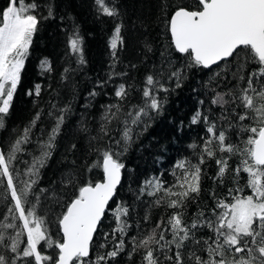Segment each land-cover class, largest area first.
Listing matches in <instances>:
<instances>
[{"label": "snow or ice", "instance_id": "1", "mask_svg": "<svg viewBox=\"0 0 264 264\" xmlns=\"http://www.w3.org/2000/svg\"><path fill=\"white\" fill-rule=\"evenodd\" d=\"M95 3L100 14L108 17L119 15L115 6L109 7L106 0H95ZM41 7L36 0H8L6 7L0 9V128L4 127V119L21 82V72L33 37L41 21L54 15L51 4L45 6L47 16L39 12ZM166 22L170 46L176 53L186 54L189 64L210 69L230 58L240 59L241 50L246 53L233 77L237 80L236 86L230 88L228 93L216 92L212 99L214 105L221 107L235 105L230 110L235 123L224 116L221 119H226L229 128L239 129L238 135L247 134V139L243 141L245 147L241 150L236 145L226 143L228 129L219 127L209 115L198 109L191 123L203 122L206 127L205 136L201 137L202 143L199 146L196 143L189 145L196 162L193 163L188 157L177 159L169 173L172 176L171 182L163 179L164 172L154 174L142 182L136 197L137 200L148 197L157 206L165 204L174 210L172 215L166 222L162 217L154 228L145 230L140 220L135 225L129 222V206L118 202L112 209L115 225L112 233H104L103 242L99 245L104 249L111 244V250L102 252L91 261L87 258L90 257L94 235L99 231L109 203L121 183L125 165L118 157L132 142L135 129L144 125L145 120L151 119L154 113L160 112V93H166L169 89L162 79L149 74L143 88L136 89L140 103L134 104L131 102L134 90L132 85L113 84V96L117 102L102 106L98 135L89 137L90 143L104 142L103 147L92 149L97 156L95 167L102 169V178L81 183L76 174L69 171L62 184L73 191L63 204H60L57 194L50 193V190L40 189L37 193L33 189L40 170L51 156L66 114L71 111L70 104L60 107L49 101L47 116L54 121L50 130L41 128L33 141L34 129L44 111L41 109L6 149L0 147V184L6 181L4 199L7 202L10 196L12 202L7 205V212L12 221L18 219L22 222L20 225L13 222L6 225V229L13 230L14 235L0 232V264H109L128 245L131 246L129 258L143 250L142 264H264V103L257 107L254 99L256 97L264 101V0H195L194 7L177 4L168 14ZM121 29L122 24L114 28L110 41L112 62L109 65L108 80L98 82V87L104 88L115 79L127 76L126 72L115 71L120 63L117 47ZM82 45L83 38L73 29L68 38V46L70 54L76 57L77 67H66L61 73V80H68L71 74L86 63ZM148 51H151L150 47ZM248 63L258 67L248 73L245 79L240 71ZM42 66L44 71H51L50 64L42 62ZM181 72L179 69L172 71L167 79H175L179 86ZM163 74L161 69L158 76ZM27 94L39 98L41 85L36 84ZM96 95L98 93L95 90L89 93L90 98ZM225 96L229 99H225ZM200 103L203 104V101ZM238 108L242 111L237 112ZM249 120H255V126L244 123ZM81 131L88 132V129L82 128ZM116 134L119 139H115ZM33 143L38 155L25 151ZM121 143L124 148L117 150ZM75 148L73 144L70 150ZM237 151L241 152L243 159L236 167L235 174L239 177L241 172L247 173L246 187L251 189V194L241 195L244 191L241 187L229 188L227 198H217L214 192L210 193L215 201L210 215L205 216L203 211H199V222L194 221L191 227L185 225L182 219L185 202L191 194L198 195L201 190L204 175L202 166L208 159L216 158L218 152L231 156ZM19 154L30 155L31 162L19 160ZM215 162L218 172L213 178L214 182L222 178L228 169L227 156H221ZM30 195L35 197L34 204L29 199ZM42 196L55 199L63 209L56 218L61 238L55 242L49 238L50 221L46 219V214L39 215L42 211ZM4 219H8V216ZM142 220L150 222L147 213ZM134 226L136 233L129 235ZM197 227L207 228L212 235L204 240H196L192 230ZM24 234L26 246L21 247L20 237ZM188 241L197 250L185 254ZM42 242L57 250V254H43Z\"/></svg>", "mask_w": 264, "mask_h": 264}, {"label": "trees", "instance_id": "2", "mask_svg": "<svg viewBox=\"0 0 264 264\" xmlns=\"http://www.w3.org/2000/svg\"><path fill=\"white\" fill-rule=\"evenodd\" d=\"M36 2L42 5L39 12L44 16H47L45 6L51 4L54 15L41 21L33 37L29 55L21 72V82L14 94L10 111L4 119V127L0 128V147L6 149V146L15 140L41 109L44 111L34 129L33 141L39 135L41 128L50 130L54 121L49 120L47 116L49 101L57 103L60 107L70 104L71 111L66 114L51 156L40 170L37 184L33 186L35 192L48 189L50 193L57 194L60 204H63L73 191L72 188H65L62 184L69 171L75 173L77 180L81 183L102 178V169L95 167L97 156L92 149L97 146L103 147L104 142L90 143L89 137L98 135L102 106L117 102L113 96V84L132 85L134 90L131 93V102L134 104L140 103V95L136 89L143 88L144 80L149 74L162 79L169 89L166 93H160L162 102L160 112L154 113L151 119L145 120L144 125L135 129L136 134L132 142L127 145L126 151H121L118 157L125 165L122 169L123 179L117 188L116 195L109 203L99 231L95 234L90 257L87 258L94 261L97 255L111 250V244L104 249H101L99 245L103 242L104 233H112L115 226L112 209L118 202H124L129 206V222L135 225V222L140 220L145 230L154 228L162 217L166 222L172 215L174 210L167 208L165 204L157 206L152 204V199L148 197H141L140 200L136 197L142 182L154 174L164 172L163 179L171 182L172 176L169 173L177 159L188 157L193 163L196 162L189 145L196 143L199 146L202 143L201 137L205 136L204 128L206 127L203 122L191 123V118L198 109L209 115L219 127L228 129L226 143L236 145L241 150L245 147L243 141L247 139V134L238 135L239 129L229 128L226 119H221L224 116L235 123V117L230 111L235 105L227 104L221 107L214 105L212 99L216 92L228 93L230 88L236 86L237 80L233 77L246 53L241 50L240 59L233 57L206 69L189 64L186 54H178L174 51L170 46L166 18L177 4L194 7L195 0H106L109 7L115 6L118 10L117 17L100 14L95 0H36ZM7 3L8 0H0V9L6 7ZM117 24H122V29L117 47L120 63L115 71L126 72L127 76L123 79L117 78L113 83L101 88L97 86L98 82L108 80L109 65L112 62L110 41ZM73 29L77 30L83 38V59L86 63L71 74L68 80H61V73L66 67H77L76 57L70 54L68 46V38ZM148 47L151 51H148ZM42 62L50 64L51 71H44ZM257 67L256 64L248 63L241 69L240 74H243L246 79L248 73ZM161 69L164 74L158 76ZM178 69L182 70L179 86L175 79H167L172 71ZM36 84L41 85L39 98L27 94ZM93 90L98 95L90 98L89 93ZM225 99L229 97L225 96ZM254 99L257 107L264 103L259 98L254 97ZM200 101H203V104ZM241 111L242 109H237V112ZM244 123L255 126L256 121L249 120ZM82 128H87L88 132L81 131ZM115 139H119L118 134L115 135ZM73 144L76 148L70 150ZM123 148L124 145L121 143L117 150ZM25 151L31 155H38L34 143L28 145ZM221 156H227L228 169L222 178L214 182L213 178L218 172L215 160ZM18 159L31 162V156L26 154H19ZM242 159L241 152L237 151L231 156L218 152L216 158L207 160L202 166L204 175L199 194H191L185 202L182 217L185 225L191 227L194 221L198 223L201 219L198 216L199 211H203L205 216L210 215L211 209L215 207V201L210 193L214 192L217 198H227L229 188L241 187L244 188L241 195L251 194V189L246 187L247 173L241 172L239 177L235 174V169ZM76 186L78 187L79 183ZM5 187L6 181L0 184V232L14 235V231L6 229V225L10 222L20 225L22 222L18 219L12 221L7 212V205L12 202L10 196L7 202L4 199ZM29 199L33 204L35 203L34 195H30ZM149 205L152 206L149 207ZM41 208L39 215L46 214V219L50 221L49 238L54 242L60 240L61 234L58 231L56 218L63 210L62 207L50 196H42ZM146 213L150 217V222L142 220ZM5 216H8V219H4ZM192 231L196 240H204L212 235L207 228L197 227ZM135 233L134 226L129 235ZM167 238L171 239L170 236ZM20 240L21 247L26 246L24 243L26 234L22 235ZM186 243L185 254L187 251L197 250L191 241ZM130 250L131 246L128 245L125 251L112 259L109 264H142L143 250L129 258ZM173 251H175L174 246ZM42 252L47 255L57 254V250L49 248L44 242H42Z\"/></svg>", "mask_w": 264, "mask_h": 264}, {"label": "water", "instance_id": "3", "mask_svg": "<svg viewBox=\"0 0 264 264\" xmlns=\"http://www.w3.org/2000/svg\"><path fill=\"white\" fill-rule=\"evenodd\" d=\"M122 179H123V171H122V174H121V182H122ZM121 184V183H120ZM120 185L117 186V188L119 187ZM95 237V235H94ZM92 247V246H91ZM90 253H91V248H90Z\"/></svg>", "mask_w": 264, "mask_h": 264}]
</instances>
